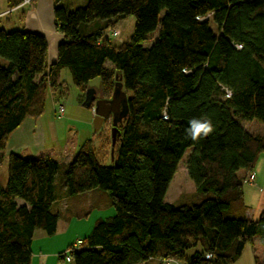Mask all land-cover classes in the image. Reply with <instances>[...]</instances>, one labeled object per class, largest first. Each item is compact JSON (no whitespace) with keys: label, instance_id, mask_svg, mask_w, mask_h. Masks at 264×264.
<instances>
[{"label":"trees","instance_id":"trees-1","mask_svg":"<svg viewBox=\"0 0 264 264\" xmlns=\"http://www.w3.org/2000/svg\"><path fill=\"white\" fill-rule=\"evenodd\" d=\"M23 2L7 0V7ZM129 16L134 34L117 44L106 31ZM54 22L65 39L53 64L44 34L0 28L7 61L0 65V169L8 163L7 184L0 179V264H31L35 232L54 235L65 217L60 202L94 190L115 212L71 250L72 261L62 254L73 264H234L254 237L264 244V215L247 217L240 175L264 154V134L242 125H264V0H88L76 8L56 0ZM64 68L76 85L105 99L123 83L129 113L111 164L89 142L68 163L4 153L26 118L45 113L47 92L58 93ZM97 77L100 89L88 86ZM193 119H210L213 131L191 139ZM187 151L196 192L184 203L167 202Z\"/></svg>","mask_w":264,"mask_h":264},{"label":"crops","instance_id":"crops-1","mask_svg":"<svg viewBox=\"0 0 264 264\" xmlns=\"http://www.w3.org/2000/svg\"><path fill=\"white\" fill-rule=\"evenodd\" d=\"M1 3L3 4L2 7ZM54 4L55 0H31L29 2L24 0L22 4L12 9H8L7 0H0V19L4 16H10V19L2 24L4 26L1 27H9L12 22L11 18L16 15V18L23 21L22 25L24 28L44 34L48 41V61L50 64L57 61L59 44L65 39V36L55 27ZM1 60L2 59H0V63L2 64L0 65L7 64L6 60ZM63 70L64 69L61 71V76ZM31 119L33 118H26L22 125L10 135L6 150L4 151L5 155L14 152L23 156L36 157L41 154V152H39L42 148H40L41 144H35V142L32 141V138L30 141L28 140L29 131L31 130L34 134L35 129L37 128L36 122L30 121ZM242 125L250 132L261 135L264 134V125L257 120H245V122H242ZM5 162H7V159ZM252 172L256 175L255 182L252 184L244 182L243 189L244 200L248 205L247 217L256 220L264 215V154H260ZM248 174L249 172H246L245 170L240 171V175L244 177H247ZM1 182L3 185H6L4 179H1ZM60 206L65 217L59 221L56 234L49 235L42 229H38L35 232L32 243L31 264H34L35 262V248L38 250V255L40 256L37 264H51L52 262L55 264L54 257H57V261L59 262L61 260L64 263L66 262L64 261L65 259L62 254L78 239H83L81 234L78 233L77 226L82 224L81 222L85 217L79 218L77 216L78 214L81 215L89 209V211L92 212V210L97 208L108 209L109 216L113 215L115 212L114 208L110 205V200L107 198V195L100 190L89 191L76 195L75 197L66 196V198L60 202ZM91 212H89V214H91ZM89 214L87 216L88 218L90 216ZM99 219H96L94 222L86 221L85 226L87 229L85 233L87 234H85L84 238L90 234ZM143 264L161 263L157 259H151ZM180 264L185 263L181 262ZM234 264H264V244L260 242L258 236L254 237L252 241L246 245L242 256Z\"/></svg>","mask_w":264,"mask_h":264},{"label":"rangeland","instance_id":"rangeland-1","mask_svg":"<svg viewBox=\"0 0 264 264\" xmlns=\"http://www.w3.org/2000/svg\"><path fill=\"white\" fill-rule=\"evenodd\" d=\"M61 2L62 4H70L72 7L76 8L85 5L88 0H61ZM2 5L3 4L1 3V7ZM8 19H10V16H4L0 19V28H3L1 27L4 26L2 24L6 23ZM11 21V25L9 27H4V29L12 31L23 27V21L16 18V15L11 18ZM135 23L136 19L134 16H129L118 21L116 28L119 30V35L113 38V41L117 44L129 41L134 34ZM212 27L214 30H217L216 25L213 24ZM110 32L111 30L106 31L107 34ZM157 34L158 30L152 32L144 42L145 46L152 44L155 38H157ZM0 59L4 60L2 57H0ZM61 81H63V84L58 87V93L56 95H54L51 90H48L45 113L37 120H34V118L30 120L36 122L37 128L35 129L34 134L31 130L29 131L28 140L30 141L32 138V141H34L35 144H41L40 148H42L39 151L41 154L38 156L50 155L60 163H68L73 160L80 148L85 143L89 142L94 147L100 149L101 155L104 154L106 159L108 158L105 161V164H111L112 151L110 154L109 152L112 149V121L106 120L101 129L98 132H95V108L85 107L83 105L87 89L85 90V88L79 87L75 84L69 68H64ZM88 86L100 89L101 78L97 77L91 80L88 83ZM60 105L65 106L63 117H59L57 112ZM242 122H245V120ZM189 153L190 151H187L184 155V158L180 162L177 172L170 183L165 197L167 202L175 204L184 203L187 196L193 195L196 192L195 183L189 177L186 167V159ZM0 179H4L5 184H7V162H5L0 169ZM89 215V218L85 216L84 220L81 222L82 224L77 226L78 233L81 234L83 239L85 234H87L85 233L87 229L85 226L86 221L94 222L96 219L109 216V213L108 209L97 208L92 210ZM34 254V264H37L40 256L38 255V250L36 248L34 249ZM57 260V257H54L55 264H73L70 262L68 263L66 260H64L66 261L65 263L62 262V260L60 262ZM51 264H53V262Z\"/></svg>","mask_w":264,"mask_h":264},{"label":"water","instance_id":"water-1","mask_svg":"<svg viewBox=\"0 0 264 264\" xmlns=\"http://www.w3.org/2000/svg\"><path fill=\"white\" fill-rule=\"evenodd\" d=\"M85 107L95 108L94 130L98 132L105 122V119L112 116V154L114 153L117 135L119 132V125L123 123L124 118L129 113L128 97L123 90V83L117 80L112 98L105 99L98 98V93L93 89H88L85 100L83 102Z\"/></svg>","mask_w":264,"mask_h":264},{"label":"built area","instance_id":"built-area-1","mask_svg":"<svg viewBox=\"0 0 264 264\" xmlns=\"http://www.w3.org/2000/svg\"><path fill=\"white\" fill-rule=\"evenodd\" d=\"M26 2H29L30 0H25ZM111 37H116L119 35V30L118 29H114V30H111ZM231 92V90L229 89H226V92H227V95H228V92ZM231 95H232V92H231ZM58 114L60 117H63L64 116V113H65V106L64 105H60L59 108H58ZM255 179H256V175L251 172L248 174V176L245 178V182L247 183H254L255 182ZM83 244V241L82 239H78L72 247H70L67 251H65L64 255L66 256V259L68 261H72V257H71V250L75 249V248H79L81 245ZM160 261L162 263H165V264H180L181 262L176 260L175 258H167V259H160Z\"/></svg>","mask_w":264,"mask_h":264},{"label":"clouds","instance_id":"clouds-1","mask_svg":"<svg viewBox=\"0 0 264 264\" xmlns=\"http://www.w3.org/2000/svg\"><path fill=\"white\" fill-rule=\"evenodd\" d=\"M228 96H231V92H228ZM213 131V125L210 119H193L190 121V126L186 129V132L193 140H197L201 134L207 136Z\"/></svg>","mask_w":264,"mask_h":264},{"label":"flooded vegetation","instance_id":"flooded-vegetation-1","mask_svg":"<svg viewBox=\"0 0 264 264\" xmlns=\"http://www.w3.org/2000/svg\"><path fill=\"white\" fill-rule=\"evenodd\" d=\"M99 97H100V96H98V98H99ZM101 97L103 98V95H101ZM106 120H110V121H112V116H109L108 118L105 119V121H106Z\"/></svg>","mask_w":264,"mask_h":264}]
</instances>
